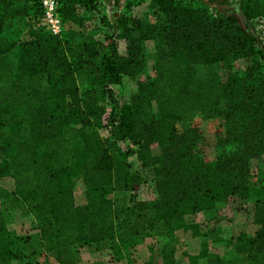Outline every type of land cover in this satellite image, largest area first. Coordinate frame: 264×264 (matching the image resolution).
<instances>
[{"label":"trees","instance_id":"trees-1","mask_svg":"<svg viewBox=\"0 0 264 264\" xmlns=\"http://www.w3.org/2000/svg\"><path fill=\"white\" fill-rule=\"evenodd\" d=\"M57 2L62 24L83 28L99 0ZM149 5L168 26L157 29L127 6L115 26L99 18L125 42L121 53L110 30L105 46L90 33L64 30V25L60 35H53L41 21L38 0H0V177L13 178L12 198L33 215L41 240L48 239L61 264L72 263L61 253L78 245L108 248L120 260L133 238L168 243L177 232L201 235L193 216L233 195L247 199L248 193L255 199L242 221L249 220L254 229L246 225L231 236L237 259L223 261L205 252L198 258L207 257L209 264H264V180L255 188L245 180L247 160L264 152L259 27L264 0H242L255 33L233 16L179 0H150ZM148 39L158 41L150 66L144 59ZM241 58L250 62L242 74L233 70ZM140 72L144 81L119 105L113 86ZM154 105L158 113L147 119ZM197 114L223 118L224 136L213 165L203 160L197 131L189 126ZM102 128L108 131L104 137ZM154 143L161 154H152ZM114 151L134 155L140 167L149 168L156 200L136 197L140 175L130 171L126 159L117 178ZM75 179L85 186V203L75 201ZM117 188L130 195L127 204L115 208L109 195ZM12 244L0 235V264L30 263Z\"/></svg>","mask_w":264,"mask_h":264},{"label":"rangeland","instance_id":"rangeland-1","mask_svg":"<svg viewBox=\"0 0 264 264\" xmlns=\"http://www.w3.org/2000/svg\"><path fill=\"white\" fill-rule=\"evenodd\" d=\"M193 8L203 9L208 13H220L230 15L237 19L238 23L248 32L256 31L254 21H248L243 13L242 0H222L223 3L211 2L210 0H179ZM150 0H99L96 9L85 16L86 23L83 28L72 24L64 23V30L72 31L84 30L90 33L97 43L105 46L106 31L117 39L116 30L111 29L109 25L103 24L99 20L103 17L109 24L115 26L116 18L121 13L128 11L133 16H137L144 22L151 24L157 29H161L167 25L164 16L155 12L149 5ZM264 18H262V22ZM95 27V28H93ZM103 28L104 33L101 29ZM109 27V28H108ZM105 34V35H104ZM118 48L121 53H125V42L120 39L117 41ZM157 40L148 39L144 41L145 60L149 66L153 63V55L156 51ZM107 48H101L104 52ZM250 62L246 59H238L233 63V70L238 73L245 72ZM264 73V64H262ZM148 71H151L150 67ZM145 74L140 72L135 78L125 81L120 85H114L113 88L117 92L119 105L127 103L133 93L137 91L138 84L143 82ZM158 110L154 105L150 112L146 115H157ZM189 126L195 128L198 134L197 147L202 154L203 160L207 164H215L220 152V140L224 136L223 118L220 115L205 118L201 114L195 115L189 122ZM101 136L108 134L107 128L100 129ZM77 147H81L80 141L73 143ZM121 147L125 149L126 144L121 143ZM152 154H161V147L157 143L152 145ZM115 157V171L117 178L123 173L121 161L126 159L131 164L130 171L138 172L140 175V183L135 187V195L139 199L156 200L153 183L151 182V171L149 168L140 167V163L134 155H126L121 152H113ZM1 159V154H0ZM246 186L258 187L264 180V152L253 156L246 163ZM119 183V182H118ZM14 180L9 175L0 177V235L9 241H12V247L15 250H23L27 254L30 264H41L49 262H58L55 252L51 251L48 239L41 240L37 222L33 215L25 211L22 202L15 201L11 193L14 191ZM73 193L77 203H85V186L80 179H75L73 184ZM248 193V190H247ZM247 193L245 196H247ZM127 190L117 188L110 195L113 207L127 204L129 198ZM248 198H242L239 195H233L224 201H220L209 210L198 212L194 217L201 226V235L192 236L190 231L177 232V237L170 236L168 243H164L162 238H148L142 241L141 238H133L129 240L128 245L132 246L126 253L129 254L120 259L114 260L111 250L96 249L95 245L85 247L76 246L74 250L61 253V258L76 261V264L97 263L100 264H209L207 257H199V253H213L214 256L223 261L236 260L238 255L231 243V236L239 229H244L247 225L249 230H253L254 226L247 220L246 225L243 223L244 214L250 207L249 203L253 202L255 196L248 193ZM79 248V249H77ZM76 250V251H75ZM198 259H191V258ZM171 262V263H170ZM10 264H22L18 260L10 261ZM24 264V263H23Z\"/></svg>","mask_w":264,"mask_h":264},{"label":"built area","instance_id":"built-area-1","mask_svg":"<svg viewBox=\"0 0 264 264\" xmlns=\"http://www.w3.org/2000/svg\"><path fill=\"white\" fill-rule=\"evenodd\" d=\"M38 2L42 11L41 21L51 34L60 35L63 30V24L58 13L57 0H38ZM259 27L264 37V25Z\"/></svg>","mask_w":264,"mask_h":264},{"label":"crops","instance_id":"crops-1","mask_svg":"<svg viewBox=\"0 0 264 264\" xmlns=\"http://www.w3.org/2000/svg\"><path fill=\"white\" fill-rule=\"evenodd\" d=\"M85 247H88V246H83L81 249L85 248ZM71 262L69 263H66V264H70ZM23 264V263H22ZM24 264H30V263H24ZM41 264H61L59 262H49V263H41ZM71 264H76V261H72ZM86 264H94V263H86ZM95 264H100L99 262L95 263Z\"/></svg>","mask_w":264,"mask_h":264}]
</instances>
